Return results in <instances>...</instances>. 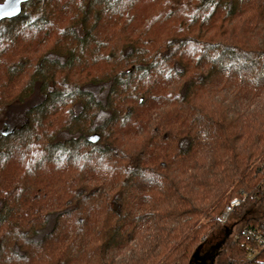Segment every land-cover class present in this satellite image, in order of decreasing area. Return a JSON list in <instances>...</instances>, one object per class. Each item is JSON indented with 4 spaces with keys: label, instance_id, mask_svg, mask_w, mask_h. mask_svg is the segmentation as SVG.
I'll return each mask as SVG.
<instances>
[{
    "label": "trees",
    "instance_id": "trees-1",
    "mask_svg": "<svg viewBox=\"0 0 264 264\" xmlns=\"http://www.w3.org/2000/svg\"><path fill=\"white\" fill-rule=\"evenodd\" d=\"M263 162L264 0H31L0 21V264H264L243 235L264 233Z\"/></svg>",
    "mask_w": 264,
    "mask_h": 264
},
{
    "label": "rangeland",
    "instance_id": "rangeland-1",
    "mask_svg": "<svg viewBox=\"0 0 264 264\" xmlns=\"http://www.w3.org/2000/svg\"><path fill=\"white\" fill-rule=\"evenodd\" d=\"M24 109H25L24 105H13V106H10L9 108H7L5 110L3 118H2V121H1V125L4 127L5 130L9 129L12 126V124L16 123L15 125H17V124H20L23 121V111H24ZM9 120H10L11 126H9V124H10ZM262 168H264V165H263ZM224 208H225V206H224ZM258 212H259V214H263L262 218H264V209L260 208ZM230 214H229V216H230ZM229 216H228V218H227V220L225 222H221V223L225 224L226 222H228L230 220ZM230 223H232L231 233L228 234V236L225 237V239L222 242L223 245L225 246V248L227 247V244L229 242H233L234 240H236L235 237L238 236L236 232H237V229L239 228V226L241 225L240 224L241 221H236L235 219L234 220H230Z\"/></svg>",
    "mask_w": 264,
    "mask_h": 264
},
{
    "label": "built area",
    "instance_id": "built-area-1",
    "mask_svg": "<svg viewBox=\"0 0 264 264\" xmlns=\"http://www.w3.org/2000/svg\"><path fill=\"white\" fill-rule=\"evenodd\" d=\"M239 199L234 198L229 201V203L225 206L222 213L219 215L218 220L220 222H225L232 212L233 207H235L239 203ZM243 235L251 242H253V247L249 252V257L253 258L255 254L259 251L264 250V233L260 230L252 227H245L243 230ZM237 238V236L235 237Z\"/></svg>",
    "mask_w": 264,
    "mask_h": 264
},
{
    "label": "water",
    "instance_id": "water-1",
    "mask_svg": "<svg viewBox=\"0 0 264 264\" xmlns=\"http://www.w3.org/2000/svg\"><path fill=\"white\" fill-rule=\"evenodd\" d=\"M31 0H2L0 2V21L12 19L21 12V5Z\"/></svg>",
    "mask_w": 264,
    "mask_h": 264
}]
</instances>
